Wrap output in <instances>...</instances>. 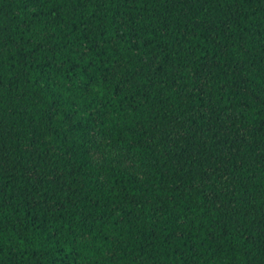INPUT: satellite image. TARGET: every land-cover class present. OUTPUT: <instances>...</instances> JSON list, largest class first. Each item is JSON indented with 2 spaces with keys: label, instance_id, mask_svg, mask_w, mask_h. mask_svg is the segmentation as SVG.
Returning a JSON list of instances; mask_svg holds the SVG:
<instances>
[{
  "label": "trees",
  "instance_id": "1",
  "mask_svg": "<svg viewBox=\"0 0 264 264\" xmlns=\"http://www.w3.org/2000/svg\"><path fill=\"white\" fill-rule=\"evenodd\" d=\"M0 264H264V0H0Z\"/></svg>",
  "mask_w": 264,
  "mask_h": 264
},
{
  "label": "rangeland",
  "instance_id": "2",
  "mask_svg": "<svg viewBox=\"0 0 264 264\" xmlns=\"http://www.w3.org/2000/svg\"><path fill=\"white\" fill-rule=\"evenodd\" d=\"M91 140L92 160L94 163L105 164L107 162V159L111 158L123 169L128 170L133 174L144 175L149 172L150 162L148 160L144 162H138L130 153L117 146L107 148L105 154L99 148V136L93 134Z\"/></svg>",
  "mask_w": 264,
  "mask_h": 264
}]
</instances>
